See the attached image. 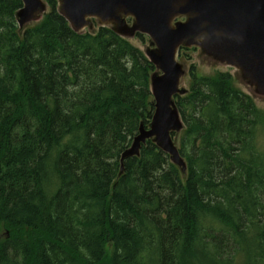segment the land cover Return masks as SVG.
<instances>
[{
	"label": "trees",
	"instance_id": "obj_1",
	"mask_svg": "<svg viewBox=\"0 0 264 264\" xmlns=\"http://www.w3.org/2000/svg\"><path fill=\"white\" fill-rule=\"evenodd\" d=\"M44 1L22 33V1L0 0V264H264L254 99L229 73L192 70L175 98L186 176L151 140L121 173L154 116L156 68L110 28L74 32Z\"/></svg>",
	"mask_w": 264,
	"mask_h": 264
},
{
	"label": "water",
	"instance_id": "obj_2",
	"mask_svg": "<svg viewBox=\"0 0 264 264\" xmlns=\"http://www.w3.org/2000/svg\"><path fill=\"white\" fill-rule=\"evenodd\" d=\"M21 1L16 15L20 30L42 20L48 8L44 0ZM58 9L78 34L97 20L122 38L147 36L155 47L147 53L156 68L151 76L155 113L148 128L141 124L131 148L122 155L121 173L124 160L138 157L151 140L186 176L187 165L173 137L185 129L175 98L189 94L180 89L185 74L179 62L182 48H202L239 71L254 93L264 95V0H58Z\"/></svg>",
	"mask_w": 264,
	"mask_h": 264
},
{
	"label": "rangeland",
	"instance_id": "obj_3",
	"mask_svg": "<svg viewBox=\"0 0 264 264\" xmlns=\"http://www.w3.org/2000/svg\"><path fill=\"white\" fill-rule=\"evenodd\" d=\"M50 9L47 8L46 14L49 13ZM41 20H36L33 22H30L25 26V29L34 26L35 24H38ZM92 28H88L84 33H90L95 34L98 32L101 25L97 20H92ZM132 21H128V25L132 26ZM111 28V27H109ZM25 29L20 30L22 33L25 31ZM143 36L142 39L139 38V35H130L128 37H124L126 40H128L132 45L139 48L147 57L148 51L150 49H155V47L151 46V40L149 37ZM179 62L184 67L185 74L181 79V85L180 89H186L187 91L190 90L191 87V72L192 70L195 71V73L199 77H208V76H215L217 73H229L232 75L234 85L238 89H240L242 92L246 93L250 97H252L260 111L264 112V95L256 94L254 92H257L251 84L244 79V77L240 74L239 71L234 70L230 66H228L226 63H222L215 57H212L211 55L207 54L202 48L199 47H191V48H182L180 55H179ZM154 101V98H153ZM183 134V131L177 134V137L175 138L176 146L179 147L180 145V139ZM108 251L111 252V247H108Z\"/></svg>",
	"mask_w": 264,
	"mask_h": 264
},
{
	"label": "bare ground",
	"instance_id": "obj_4",
	"mask_svg": "<svg viewBox=\"0 0 264 264\" xmlns=\"http://www.w3.org/2000/svg\"><path fill=\"white\" fill-rule=\"evenodd\" d=\"M121 167H122V165H121Z\"/></svg>",
	"mask_w": 264,
	"mask_h": 264
}]
</instances>
